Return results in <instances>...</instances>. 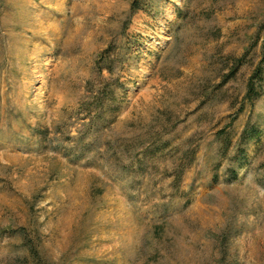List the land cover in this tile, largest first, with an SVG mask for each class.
Here are the masks:
<instances>
[{
  "label": "rangeland",
  "instance_id": "rangeland-1",
  "mask_svg": "<svg viewBox=\"0 0 264 264\" xmlns=\"http://www.w3.org/2000/svg\"><path fill=\"white\" fill-rule=\"evenodd\" d=\"M130 2L0 0V264H264V82L232 120L264 0H140L132 14ZM112 79L117 119L88 133ZM166 115L172 144L198 147L177 188L172 154L141 176L104 146ZM248 119L263 134L227 181L215 132L231 121L235 142Z\"/></svg>",
  "mask_w": 264,
  "mask_h": 264
},
{
  "label": "trees",
  "instance_id": "trees-1",
  "mask_svg": "<svg viewBox=\"0 0 264 264\" xmlns=\"http://www.w3.org/2000/svg\"><path fill=\"white\" fill-rule=\"evenodd\" d=\"M139 8H141L140 0H131L130 14ZM244 56L245 54L243 53L231 62L228 71L222 76L221 84L232 78L238 68L245 63ZM103 66L108 72H112L110 65ZM102 68V65H99L98 71H101ZM263 82L264 36L260 44L258 61L246 80L242 101L232 120L235 119L237 113L242 112L246 104L252 105L261 96ZM118 84V79H112L111 83H105L100 92L92 96L91 106L87 109L88 121L86 125L88 133L103 131L116 121L121 106L112 90V86H117ZM177 123H179L178 120L172 121V117L166 115L133 136L107 141L104 144L105 152L116 161L122 171L134 172L141 176L148 174L150 169L155 168L157 159L165 158L167 155L172 154L173 162L168 174L171 175V184L177 188L184 172L193 163L198 148L192 137H186L181 141L182 144H186L183 148H180L181 144H172L168 136L175 130ZM230 123L231 121L227 126L219 128L215 132V137L219 141V154L230 162L225 169L227 181H233L238 178L239 169L249 163L250 155L247 152V144L251 141H259L263 134V129L260 125L248 119L237 139L233 142V135L228 130ZM77 142H83V137L77 139ZM231 148H233V152L230 154L229 150ZM217 178L218 175L215 172L212 179L215 181ZM260 182L264 186V176L260 179ZM33 250L36 254V250Z\"/></svg>",
  "mask_w": 264,
  "mask_h": 264
}]
</instances>
